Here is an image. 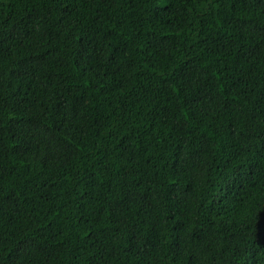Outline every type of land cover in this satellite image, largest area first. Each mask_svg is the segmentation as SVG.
Segmentation results:
<instances>
[{"label": "trees", "instance_id": "1", "mask_svg": "<svg viewBox=\"0 0 264 264\" xmlns=\"http://www.w3.org/2000/svg\"><path fill=\"white\" fill-rule=\"evenodd\" d=\"M0 264H264V0H0Z\"/></svg>", "mask_w": 264, "mask_h": 264}]
</instances>
